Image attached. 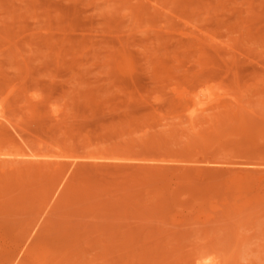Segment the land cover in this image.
I'll return each mask as SVG.
<instances>
[{"label":"rangeland","instance_id":"1","mask_svg":"<svg viewBox=\"0 0 264 264\" xmlns=\"http://www.w3.org/2000/svg\"><path fill=\"white\" fill-rule=\"evenodd\" d=\"M0 264H264V0H0Z\"/></svg>","mask_w":264,"mask_h":264}]
</instances>
